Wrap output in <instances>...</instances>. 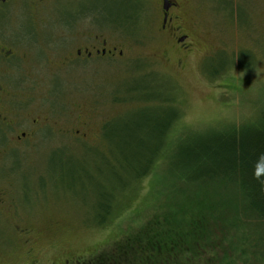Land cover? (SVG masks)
<instances>
[{"label":"rangeland","instance_id":"1","mask_svg":"<svg viewBox=\"0 0 264 264\" xmlns=\"http://www.w3.org/2000/svg\"><path fill=\"white\" fill-rule=\"evenodd\" d=\"M80 4L92 7L97 16L109 14L115 5L111 0ZM131 5L128 1L117 6L130 12ZM78 6L61 7L55 17L58 25L68 28L74 24ZM144 6V16L133 34L108 35L109 40L123 45L119 59L78 66L38 62L34 80H25L16 89L23 110L49 115L48 123H57L63 131L36 145L6 147L5 142L0 143L4 150L0 174L4 202L15 203V218L39 230L33 231L34 244L48 258L100 249L123 253L135 264L133 261L144 252L137 249L140 244L128 243L129 235L142 234L144 225L159 213L155 197L166 185L160 181L163 170L157 166L137 191L130 189V195L121 200L131 186L125 188L128 162L120 155V147L147 138L141 129L143 118L146 114L156 116L164 108L155 100L166 98L180 112L171 130L174 141L181 135V139H189L193 133L203 138L208 130L239 124L264 103V0H188L196 45L187 53L176 49L173 41L160 32L158 0H145ZM49 55L56 57L50 49ZM239 57L251 68L241 67ZM142 119L141 127L130 124ZM127 124L133 130V139L124 131ZM106 125L108 136L103 139ZM66 137L70 141L63 145ZM0 139L3 141L2 136ZM98 151L105 155L102 159ZM112 186L116 187V198L109 196ZM163 191L159 198L162 205L180 207L185 203V196L170 194L165 188ZM102 198L107 206H101ZM109 207L116 209L113 215ZM105 217L113 219L105 226L96 224ZM10 224L0 216V241L10 236L16 239ZM244 229L232 227L227 235L242 237ZM219 235V229L213 230L207 247L194 254L176 251L173 262L230 264L223 260L228 241L222 243ZM168 254L166 250L160 252L159 263L165 262Z\"/></svg>","mask_w":264,"mask_h":264},{"label":"trees","instance_id":"2","mask_svg":"<svg viewBox=\"0 0 264 264\" xmlns=\"http://www.w3.org/2000/svg\"><path fill=\"white\" fill-rule=\"evenodd\" d=\"M239 64L245 69L251 68L242 57H239ZM167 100L162 97L155 100L164 107L156 116L146 114L144 123L143 119L130 123L135 124L134 127H141L143 123L141 129L147 138L120 147V155L128 162L125 172L128 175L125 188L131 186L128 193L130 189L137 191L140 182L157 166L163 170L160 181L166 184L159 188L160 193L157 192L155 197L159 212L156 218L144 225L146 230L142 234L129 235L128 243L140 244L137 249L144 251L138 256L144 261L140 264H180L173 262L174 258L169 254L176 251H182L177 254L186 251L194 254L197 249L207 247L208 235L218 229L220 235L217 237L222 243L228 241L224 246V261L264 264V103L239 124L229 123L218 131L208 130L203 138L193 133L189 139H181V135L174 141L170 138L171 130L180 112ZM130 124L125 125L124 131L127 130L133 139ZM105 135L108 136L107 129L105 134L103 131V139ZM152 139L157 142L148 141ZM104 156L98 151V157ZM164 188L170 194L185 196V203L180 207L162 205L159 198L165 192ZM111 189L109 196L116 198V187ZM106 195L108 197L107 192ZM129 195H123L121 200ZM101 206H107L104 198ZM114 207H109V214H114ZM112 219L101 218L96 224L105 226ZM232 227L245 228L242 237H229L228 230ZM124 233L121 230V234ZM164 250L169 254L164 257L165 262L159 263L160 252Z\"/></svg>","mask_w":264,"mask_h":264},{"label":"flooded vegetation","instance_id":"3","mask_svg":"<svg viewBox=\"0 0 264 264\" xmlns=\"http://www.w3.org/2000/svg\"><path fill=\"white\" fill-rule=\"evenodd\" d=\"M85 1L88 0H0V136L3 137L0 143L5 142L6 147L44 143L54 132H63L57 123H48L49 115L23 110V102L17 97L16 89L21 82L34 80L38 62L78 66L100 59H119L123 56V45L109 40L108 35L133 34L132 30H136L135 25L145 13V0H111L115 3L112 11L99 16L92 7L80 4ZM128 1L132 3L130 12L124 6H117ZM187 3L188 0H158L159 30L182 53L191 51L196 45ZM66 4H79L74 10L78 20L68 28L55 21L60 8ZM49 49L60 59L50 58ZM14 106L20 111H16ZM69 138L66 137L63 145H68ZM3 153L4 150L0 149V174ZM1 189L0 216L6 222L11 221L9 227L16 233V239L10 236L8 240L0 241V264L132 263L125 259L123 253L97 251L48 258L43 249H36L38 245L34 244L33 231L39 230L32 223L15 218V203L4 202ZM133 262L144 263L140 258Z\"/></svg>","mask_w":264,"mask_h":264},{"label":"clouds","instance_id":"4","mask_svg":"<svg viewBox=\"0 0 264 264\" xmlns=\"http://www.w3.org/2000/svg\"><path fill=\"white\" fill-rule=\"evenodd\" d=\"M262 184H264V182H262Z\"/></svg>","mask_w":264,"mask_h":264}]
</instances>
